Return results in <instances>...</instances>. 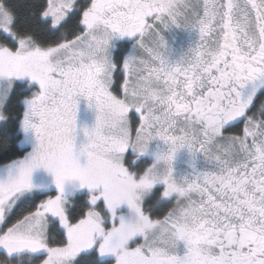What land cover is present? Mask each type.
Listing matches in <instances>:
<instances>
[{"label":"snow or ice","instance_id":"obj_1","mask_svg":"<svg viewBox=\"0 0 264 264\" xmlns=\"http://www.w3.org/2000/svg\"><path fill=\"white\" fill-rule=\"evenodd\" d=\"M0 264H264V0H0Z\"/></svg>","mask_w":264,"mask_h":264},{"label":"trees","instance_id":"obj_2","mask_svg":"<svg viewBox=\"0 0 264 264\" xmlns=\"http://www.w3.org/2000/svg\"><path fill=\"white\" fill-rule=\"evenodd\" d=\"M18 3L21 6V9L24 10L25 6H26V0H18Z\"/></svg>","mask_w":264,"mask_h":264}]
</instances>
